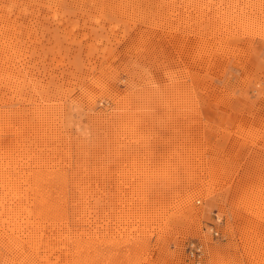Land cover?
<instances>
[{
  "label": "rangeland",
  "instance_id": "374dc122",
  "mask_svg": "<svg viewBox=\"0 0 264 264\" xmlns=\"http://www.w3.org/2000/svg\"><path fill=\"white\" fill-rule=\"evenodd\" d=\"M0 264H264V0H0Z\"/></svg>",
  "mask_w": 264,
  "mask_h": 264
}]
</instances>
